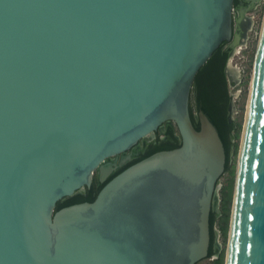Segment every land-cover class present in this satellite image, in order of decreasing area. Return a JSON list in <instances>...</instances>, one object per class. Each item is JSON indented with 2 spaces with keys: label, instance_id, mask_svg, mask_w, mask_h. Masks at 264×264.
I'll list each match as a JSON object with an SVG mask.
<instances>
[{
  "label": "water",
  "instance_id": "95a60500",
  "mask_svg": "<svg viewBox=\"0 0 264 264\" xmlns=\"http://www.w3.org/2000/svg\"><path fill=\"white\" fill-rule=\"evenodd\" d=\"M237 18L234 0H0V264L207 258L225 151L190 97L221 44L241 42ZM164 124L179 147L107 181V160ZM94 176L92 202L56 210ZM225 264H264V13Z\"/></svg>",
  "mask_w": 264,
  "mask_h": 264
},
{
  "label": "rangeland",
  "instance_id": "374dc122",
  "mask_svg": "<svg viewBox=\"0 0 264 264\" xmlns=\"http://www.w3.org/2000/svg\"><path fill=\"white\" fill-rule=\"evenodd\" d=\"M263 13L264 0H259L254 8L245 12L240 22V28L242 31L241 42L235 47L229 57L230 67L234 70L232 74H230L232 75V77H230L231 79L227 77L228 89L231 94L229 120L232 124H234L235 131L234 142L229 158L230 169L227 172H224L219 180L220 190L219 193L217 192L219 194L217 198H221L222 203L220 202V216L216 219L214 227L218 237V243L220 245L219 257H222L223 264H225L228 244V232L230 226V214L234 193L236 168L239 158L248 91ZM155 136L157 137L156 134ZM223 202L227 203L225 208H222L224 204ZM197 264H212V262L209 258H205Z\"/></svg>",
  "mask_w": 264,
  "mask_h": 264
},
{
  "label": "trees",
  "instance_id": "16d2710c",
  "mask_svg": "<svg viewBox=\"0 0 264 264\" xmlns=\"http://www.w3.org/2000/svg\"><path fill=\"white\" fill-rule=\"evenodd\" d=\"M222 45V44H221ZM227 58V53L221 50V46L214 52L211 58L207 63L199 70L194 79L195 95L190 97V115L193 121V115L201 110L210 120V122L217 129L218 135L222 141L224 151H225V170L227 172L230 169L229 165V141L228 135L231 130V127L227 124L226 121V105L223 102V93L222 88L224 77H223V66ZM193 124L196 129L198 125L193 121ZM169 136L177 135L178 133L174 125L169 126L168 128ZM158 135V133H156ZM158 142V137L156 140ZM143 144H145L143 142ZM179 141L175 143H170L169 141L160 142L157 144H152L151 142L147 145L146 150L138 158L131 160L128 164L123 166L117 172L113 173L107 181H109L116 174L127 168L128 166L150 156L151 154L162 151V150H171L179 147ZM106 181V182H107ZM104 184L98 185L96 182H93L89 189H86L85 192L76 194L66 200L57 203L56 210L66 207L73 204L83 203V202H92L100 189ZM226 189V188H225ZM225 191V190H224ZM227 193V192H226ZM224 203V202H223ZM227 203L223 204L222 208H225ZM227 216V215H226ZM211 222L212 215H210L209 225H210V246L208 250V256L211 255V243H212V232H211ZM212 264H223L222 257H218Z\"/></svg>",
  "mask_w": 264,
  "mask_h": 264
},
{
  "label": "flooded vegetation",
  "instance_id": "af4514ba",
  "mask_svg": "<svg viewBox=\"0 0 264 264\" xmlns=\"http://www.w3.org/2000/svg\"><path fill=\"white\" fill-rule=\"evenodd\" d=\"M258 3V1L256 2V0H234V7L236 9V13H237V23H238V40L240 39L239 36H242V31L240 28V22L245 14V12L250 11L252 8H254L256 6V4ZM233 47H231L230 43H223L221 45V50H223L224 52L227 53V58L224 62V66L222 69V73H223V77H224V82H223V86H221L222 88V93H223V102L226 105V121L227 124L231 127V130L229 132L228 135V141H229V157H230V153H231V149L233 146V142H234V131H235V126L234 124H232V122L229 120V115H230V106H231V94L229 92L228 89V84H227V77H229V79H231L230 77H232V72L234 71L229 64V57L231 52L233 51ZM233 83V81H232ZM160 130H158V142L155 141L156 140V136L154 137V139L151 141V143L157 144L160 142H166L169 141L170 143H175L177 141H179L177 139V135L174 134L173 136H169L168 134V128L169 126H167L166 124H164ZM145 144H143V142H140L135 148L131 149L130 151L124 153L123 155H119L113 158H110L107 160L108 164H111V166L113 167V171L107 176V178H109L113 173L117 172L119 169H121L123 166H125L126 164H128L131 160L138 158L141 154H143L146 150L147 145L150 142H144ZM125 158L126 161L125 163L121 164V160ZM93 182H96L98 185H100L101 183L98 181V178L94 176L93 178ZM218 189V193H219ZM217 193V196L219 195ZM220 202L222 203V199L219 197L215 199L214 203L212 204V212L210 215H212V222H211V232H212V243H211V255L209 257L210 261L213 262L215 261L218 257H219V251H220V245L218 243V237L216 234V230H215V221L216 219L220 216V212H219V207H220Z\"/></svg>",
  "mask_w": 264,
  "mask_h": 264
},
{
  "label": "bare ground",
  "instance_id": "6f19581e",
  "mask_svg": "<svg viewBox=\"0 0 264 264\" xmlns=\"http://www.w3.org/2000/svg\"><path fill=\"white\" fill-rule=\"evenodd\" d=\"M239 38H240V36H239ZM238 39V38H237ZM239 44V43H238ZM238 44H237V46H238ZM108 164V163H107Z\"/></svg>",
  "mask_w": 264,
  "mask_h": 264
}]
</instances>
